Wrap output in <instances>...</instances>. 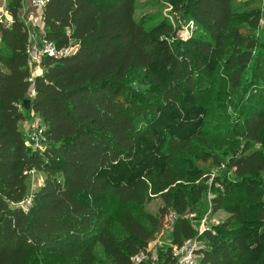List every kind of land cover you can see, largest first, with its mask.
<instances>
[{
  "label": "trees",
  "instance_id": "1",
  "mask_svg": "<svg viewBox=\"0 0 264 264\" xmlns=\"http://www.w3.org/2000/svg\"><path fill=\"white\" fill-rule=\"evenodd\" d=\"M258 1L164 0L170 16L138 18L140 0H49L32 7L42 12L40 40L74 49L42 55L43 73L34 77L21 14L26 0H7L11 22L0 23V264H136L169 230V213L177 216L170 244L159 247L165 252L155 264H177L173 250L188 239L199 241L198 264H264ZM182 22L196 27L188 40ZM31 111L44 125L41 148L21 125L33 120ZM214 166L220 170L209 183ZM33 171L45 178L24 206ZM157 196L160 214L146 212ZM238 197L248 201L238 205ZM210 205L229 216L199 232L190 215L202 218ZM145 258L139 264H150Z\"/></svg>",
  "mask_w": 264,
  "mask_h": 264
},
{
  "label": "rangeland",
  "instance_id": "2",
  "mask_svg": "<svg viewBox=\"0 0 264 264\" xmlns=\"http://www.w3.org/2000/svg\"><path fill=\"white\" fill-rule=\"evenodd\" d=\"M148 0H140L137 10V16L138 18H142L147 16L150 13L155 14H162V15H169L171 14L170 8L164 4V0H150L149 2H146ZM153 1V2H152ZM238 2H243L245 0H237ZM158 3V5H155ZM259 1L256 0V4H258ZM36 12V11H35ZM34 16H36V13H34ZM264 22V21H263ZM195 25L191 22L188 24H185V22L181 23V30L180 34L181 37L185 40H188L192 33L195 31ZM27 121V124L24 126V130L28 135L32 132V126L34 124V120ZM29 123V124H28ZM219 170L216 166L212 167L207 173L206 176L210 177L209 183H211V179L215 177ZM45 176L39 172V171H33L31 172L29 178H28V186H29V197L42 185L44 181ZM213 197V193L208 192L206 195V200L210 202V200ZM248 199H244L242 197H238L236 200V203L240 205L243 202H247ZM163 207V201L159 196L152 198L149 202L145 204V211L151 214L158 215L160 214V209ZM211 205L209 206V210L203 215V217H199L196 212L191 213L190 217L193 219L192 222L197 225L199 232H203L206 228H211L214 225H217L221 221L225 220L229 216V211H218L215 213L211 212ZM170 214V213H169ZM167 214L164 221L166 223L165 228L169 229L171 228L172 221H174L177 216L171 213L170 215ZM205 220V221H204ZM169 230L165 232L164 235L161 236V233H159L158 236H161L159 240L154 242L150 248L152 255H149V257L145 258V261L150 262V264H155L157 260L160 258V253H164L167 246L170 244L169 239ZM200 245V244H199ZM159 247H164L162 250L159 249ZM174 251V250H173ZM162 253V254H163Z\"/></svg>",
  "mask_w": 264,
  "mask_h": 264
},
{
  "label": "built area",
  "instance_id": "3",
  "mask_svg": "<svg viewBox=\"0 0 264 264\" xmlns=\"http://www.w3.org/2000/svg\"><path fill=\"white\" fill-rule=\"evenodd\" d=\"M48 1L49 0H28V1L26 0L25 6L30 5V7H37V8L44 7L48 3ZM6 20L10 24L11 19H6ZM0 21H4V20L0 19ZM25 21L26 24L29 26L28 38L31 44L29 48V54H30V61L33 64L35 65L40 64L42 60V55L44 54H48L49 56H60L63 54H68L70 51L74 49V47L58 49L55 43H53L52 41L40 40L35 30V24L37 22V19L34 16V14H30L29 16L26 15ZM33 78L34 77H32L31 79L33 80ZM44 140H45L44 125L37 118L32 126V132L29 135V141L32 146L41 148L43 146ZM31 202H32V198L28 197L22 203V205L28 206L29 204H31ZM198 246H199V241L197 239H188L182 246L174 248V254L177 257V264H198V257L196 254V250ZM144 258L145 256L141 254L134 259V262L136 264H139V262Z\"/></svg>",
  "mask_w": 264,
  "mask_h": 264
},
{
  "label": "crops",
  "instance_id": "4",
  "mask_svg": "<svg viewBox=\"0 0 264 264\" xmlns=\"http://www.w3.org/2000/svg\"><path fill=\"white\" fill-rule=\"evenodd\" d=\"M35 11L36 10L33 9L32 7L26 5L23 8V10L21 11V14L24 16H26V15L29 16L30 14L36 13L35 17L37 19V22L35 24V27H40L41 31H43V19H42V15H41L42 12L41 11L35 12ZM0 19H3V20L11 19L9 14H8V11H7V0H0ZM30 65H31L32 74L34 77L43 73V70L41 69V67L39 65H35L31 61H30ZM30 115L32 118L37 119V117L35 116L33 111L30 112ZM27 121H29V119H26L22 122V124H21L22 128H24V126L27 124Z\"/></svg>",
  "mask_w": 264,
  "mask_h": 264
},
{
  "label": "water",
  "instance_id": "5",
  "mask_svg": "<svg viewBox=\"0 0 264 264\" xmlns=\"http://www.w3.org/2000/svg\"><path fill=\"white\" fill-rule=\"evenodd\" d=\"M0 23H1V22H0ZM0 25H1V24H0ZM24 104H25L26 108L29 109V107H30V105H31V100H30V99H26V100L24 101Z\"/></svg>",
  "mask_w": 264,
  "mask_h": 264
}]
</instances>
